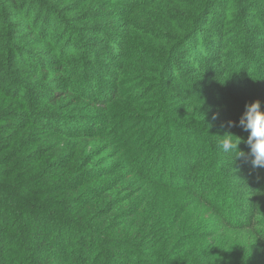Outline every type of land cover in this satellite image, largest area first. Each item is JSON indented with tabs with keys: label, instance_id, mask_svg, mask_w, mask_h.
Instances as JSON below:
<instances>
[{
	"label": "trees",
	"instance_id": "1",
	"mask_svg": "<svg viewBox=\"0 0 264 264\" xmlns=\"http://www.w3.org/2000/svg\"><path fill=\"white\" fill-rule=\"evenodd\" d=\"M256 100L264 0H0V264H264Z\"/></svg>",
	"mask_w": 264,
	"mask_h": 264
},
{
	"label": "clouds",
	"instance_id": "2",
	"mask_svg": "<svg viewBox=\"0 0 264 264\" xmlns=\"http://www.w3.org/2000/svg\"><path fill=\"white\" fill-rule=\"evenodd\" d=\"M227 124L228 127H241L248 133V136L246 140H243L231 133L218 135L220 150L231 155L232 158H242L250 162L253 168H264V111L261 110V102L256 100L246 103L238 125L234 121H228ZM242 142L247 145L248 152L239 148Z\"/></svg>",
	"mask_w": 264,
	"mask_h": 264
},
{
	"label": "rangeland",
	"instance_id": "3",
	"mask_svg": "<svg viewBox=\"0 0 264 264\" xmlns=\"http://www.w3.org/2000/svg\"><path fill=\"white\" fill-rule=\"evenodd\" d=\"M211 26H209L208 28H205V32L208 33L210 30H211ZM204 47V46H203ZM199 89V92L197 93V95L199 94H203L204 92H208L206 89H203V88H200V87H197ZM161 131L164 133L165 131L161 129ZM179 162V161H178ZM180 163V162H179ZM172 170V168H171ZM175 171V170H174ZM238 220L240 221V218H238ZM241 222V221H240Z\"/></svg>",
	"mask_w": 264,
	"mask_h": 264
}]
</instances>
